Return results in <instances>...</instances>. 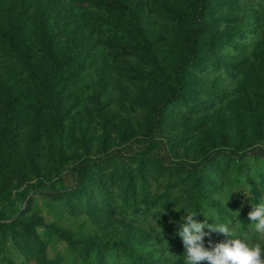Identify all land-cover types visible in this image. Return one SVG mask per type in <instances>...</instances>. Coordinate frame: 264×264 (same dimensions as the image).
Listing matches in <instances>:
<instances>
[{
	"label": "rangeland",
	"instance_id": "1",
	"mask_svg": "<svg viewBox=\"0 0 264 264\" xmlns=\"http://www.w3.org/2000/svg\"><path fill=\"white\" fill-rule=\"evenodd\" d=\"M107 1L0 0V264H171L188 195L264 202V0Z\"/></svg>",
	"mask_w": 264,
	"mask_h": 264
},
{
	"label": "clouds",
	"instance_id": "2",
	"mask_svg": "<svg viewBox=\"0 0 264 264\" xmlns=\"http://www.w3.org/2000/svg\"><path fill=\"white\" fill-rule=\"evenodd\" d=\"M189 208L187 204L180 208L184 214L176 233L186 249L183 264H264V202L252 204L246 228L239 221L233 226L231 222L208 223L211 218L194 219L201 212ZM211 232L223 234L226 239L214 245L209 240L205 247L204 237Z\"/></svg>",
	"mask_w": 264,
	"mask_h": 264
},
{
	"label": "trees",
	"instance_id": "3",
	"mask_svg": "<svg viewBox=\"0 0 264 264\" xmlns=\"http://www.w3.org/2000/svg\"><path fill=\"white\" fill-rule=\"evenodd\" d=\"M106 6L110 9L117 10L120 13H123L124 15H128V12H127L125 6L123 5V3L120 0H108L106 2ZM207 23L208 22H206V24ZM13 44L16 45L15 42ZM21 102H22L21 100H18V104H20ZM193 183H194V181H193ZM124 186H125L126 190L131 192L130 195L127 198H125V200H124L125 204L124 205L128 208L134 207V206L137 207L136 203H137L138 199H136L132 196V193H136V191H137V184H136V182H134L132 176L127 174V180L125 181ZM187 197H186V199H183L182 202L181 201L179 202L180 206H179V209L177 210L178 212H176L177 214L175 213V216L173 217L174 222H172V224L170 226L166 222L160 225V226H164L166 228L165 232L167 234L171 233L172 229H175V227L178 228L179 223L181 222L180 217L184 214L183 209H180V208L185 207L186 204L190 206V208L188 210H195V211L202 213V214L198 213L197 216L194 217V219L204 220L205 218L206 219L211 218L212 220L209 219L208 223H211L212 221H214V222L216 221V219L213 218L214 214H208L209 209L212 207L207 202H204V197L202 194H197L194 196L192 195L188 198ZM166 199H168V198H166ZM164 215H167V214H163V216ZM173 218H169V220H172ZM151 229L154 232L157 230L156 226H152V225H151ZM60 237L64 238V240L71 247H76L82 252V254H83L82 261L84 262V264H108L107 260L102 255V250H104V249L110 250V249H114L115 247H120V246L123 247L119 243L107 241V242H104L101 244L103 247V249H102V247L98 248L96 246L92 247V245H86L85 243H83V241L71 240L68 238V236H65L63 234H60ZM166 237L167 236H165L164 239H166ZM218 237H220V236L217 235V232H211L209 236L204 237L205 247L209 246L208 245L209 240H211L213 245L215 243H217V241H219L221 239V237L220 238H218ZM122 250L124 252L123 257L126 259L125 264H153L154 263L153 257H151L150 259H147V260H142V255L137 251H133V248H131V247H125L124 249L122 248ZM185 251H186V249L182 243L181 238L179 237L178 242L174 247V252L172 253L173 257H172L171 264H183V260H184L183 255H184ZM159 261H161V260H159ZM110 263L114 264V262H112V261H110L109 264ZM201 264H206V262H201Z\"/></svg>",
	"mask_w": 264,
	"mask_h": 264
}]
</instances>
